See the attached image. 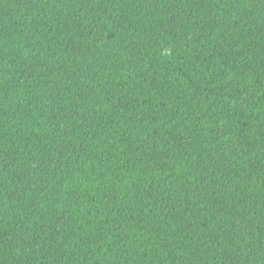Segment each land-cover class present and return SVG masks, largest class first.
Returning a JSON list of instances; mask_svg holds the SVG:
<instances>
[{"label":"trees","instance_id":"1","mask_svg":"<svg viewBox=\"0 0 264 264\" xmlns=\"http://www.w3.org/2000/svg\"><path fill=\"white\" fill-rule=\"evenodd\" d=\"M0 264H264V0H0Z\"/></svg>","mask_w":264,"mask_h":264}]
</instances>
